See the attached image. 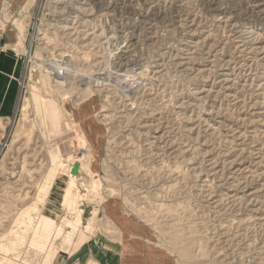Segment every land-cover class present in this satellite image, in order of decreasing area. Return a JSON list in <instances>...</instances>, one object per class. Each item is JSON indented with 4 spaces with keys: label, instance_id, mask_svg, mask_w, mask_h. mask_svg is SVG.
Returning a JSON list of instances; mask_svg holds the SVG:
<instances>
[{
    "label": "rangeland",
    "instance_id": "rangeland-1",
    "mask_svg": "<svg viewBox=\"0 0 264 264\" xmlns=\"http://www.w3.org/2000/svg\"><path fill=\"white\" fill-rule=\"evenodd\" d=\"M0 33V264H264V0H0Z\"/></svg>",
    "mask_w": 264,
    "mask_h": 264
},
{
    "label": "water",
    "instance_id": "water-1",
    "mask_svg": "<svg viewBox=\"0 0 264 264\" xmlns=\"http://www.w3.org/2000/svg\"><path fill=\"white\" fill-rule=\"evenodd\" d=\"M37 76H38V73H35V74H34V77L36 78Z\"/></svg>",
    "mask_w": 264,
    "mask_h": 264
},
{
    "label": "bare ground",
    "instance_id": "bare-ground-1",
    "mask_svg": "<svg viewBox=\"0 0 264 264\" xmlns=\"http://www.w3.org/2000/svg\"><path fill=\"white\" fill-rule=\"evenodd\" d=\"M126 39V38H125Z\"/></svg>",
    "mask_w": 264,
    "mask_h": 264
},
{
    "label": "crops",
    "instance_id": "crops-1",
    "mask_svg": "<svg viewBox=\"0 0 264 264\" xmlns=\"http://www.w3.org/2000/svg\"><path fill=\"white\" fill-rule=\"evenodd\" d=\"M1 34V33H0Z\"/></svg>",
    "mask_w": 264,
    "mask_h": 264
}]
</instances>
